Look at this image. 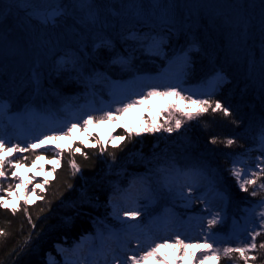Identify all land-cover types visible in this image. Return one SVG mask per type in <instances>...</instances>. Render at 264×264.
I'll list each match as a JSON object with an SVG mask.
<instances>
[{"label": "rangeland", "instance_id": "rangeland-1", "mask_svg": "<svg viewBox=\"0 0 264 264\" xmlns=\"http://www.w3.org/2000/svg\"><path fill=\"white\" fill-rule=\"evenodd\" d=\"M66 2L70 4V11L65 8ZM52 9H62L63 13L48 21L46 14ZM209 34L221 38L225 53L236 57L241 55L240 52L249 58L257 56L250 50L248 40L264 37V0H82L78 3L70 0H0V80L7 81L4 94L9 97L20 89L23 98L28 97L26 92L32 90L33 93L31 102L15 113L0 99L3 106L0 137L9 145L19 143L26 147L55 134V139H49L44 147L13 155V159H20L31 156V152L48 151L54 159L47 161L40 157L32 159L29 167L9 169L20 179L3 178L4 185L12 184L14 193L19 192L15 186L21 182L27 183L29 190L41 191V182L50 180V169L59 164L58 153L69 150L75 143L89 146L92 141H99L103 145L116 146L121 141L116 137L118 133L128 134L129 128L134 133H142L152 121L158 122L159 117L167 116L172 105L176 106L172 109L174 115L182 106L196 110V105L178 97L149 96L119 113L115 120H94L81 127L89 115L97 118L105 111L115 112L117 107L139 101L153 88L164 92L174 85L182 96H191L193 100L209 98L223 83H217L215 78L221 73L214 70L212 63L201 69L202 76L195 83L186 75L193 68L188 65L187 53L196 50L189 44H196L198 37L210 39ZM123 39L134 42L147 57L145 61H138L131 71H113L111 74L121 78L115 79L108 71L91 64V53L101 43ZM171 43L173 45L169 47ZM179 43L184 45L179 46ZM125 61L126 58L121 59V62ZM63 65L74 72L77 87L74 86V91L68 95H46L42 89L43 77ZM26 83L28 91L24 90ZM73 124L77 127L68 135L59 134L68 131ZM5 131L9 133L3 136ZM260 135L251 137V146L246 150L230 156L231 166L227 170L230 175L224 176L232 178L239 191L230 173L232 162L242 159L250 171L259 172L256 164L264 158ZM186 143L182 137L180 143L165 148L161 157L156 156L157 161H153L154 168L150 167L148 175L124 169L126 167L119 169L111 178L112 195L107 205L113 225L99 224L93 236L81 237L70 248L57 247L60 260L54 263L47 258L48 262L121 264L124 260L118 249L110 247L115 245L117 237H124L125 230L131 228L122 223L127 217L126 207L139 212L134 225L151 237L161 233L172 235L177 223L195 219L204 234H209L220 244L221 252L225 246H244L241 242L250 239L248 232L260 230L259 213L264 211V206L259 201L264 198V191L258 186L264 183V176L256 186H250L241 199L234 198L229 192L232 182L211 169L207 164L209 161L198 158L195 146ZM133 161L142 159L137 157ZM253 189L258 192L256 197L250 195ZM180 193L188 194L182 202H179ZM5 197L4 203L9 209L17 202L31 204L38 199L30 191L27 197L22 193H8ZM208 198L214 202L212 208L219 213L218 223L211 233L207 231L209 216L203 213L206 207L203 201ZM159 220L162 223L169 221L172 226L163 229L158 226ZM99 255L102 258L99 259ZM209 262L243 264L238 254H233L232 260L222 257L219 262Z\"/></svg>", "mask_w": 264, "mask_h": 264}, {"label": "trees", "instance_id": "trees-1", "mask_svg": "<svg viewBox=\"0 0 264 264\" xmlns=\"http://www.w3.org/2000/svg\"><path fill=\"white\" fill-rule=\"evenodd\" d=\"M70 1L78 3L82 0ZM65 5L70 11L69 2ZM208 36L210 39L198 37L196 44H189L196 50L187 53L188 65L193 68L186 75L195 83L202 76L201 69L212 63L214 70L220 72L224 80L207 99L221 102L228 107L231 115L225 116L223 112L213 113L209 110L188 120L180 116L178 109L191 110L187 106H182L176 109L171 123L174 125L175 118H181L183 123L179 129L171 133L161 130L137 135L132 132L130 140L128 134L118 133L116 137L125 139L116 146L92 141L89 146L75 143L69 150L60 151L59 164L56 168L50 169L52 177L45 180L47 184H44L45 181L41 182L43 189L36 191L38 194L36 201L31 204L20 202L15 214L13 209L0 205V233H6L0 235V264H49L47 258L58 263L60 258L56 251L57 247L70 248L81 237L93 236L95 227L99 224L111 227L113 220L107 206L112 195L111 178L122 167L132 172L150 174V167L154 168L153 161H157L156 156L161 157V152L165 148L180 143L182 137L187 141L186 145L195 146L198 158L209 161L207 164L211 169L232 182L229 191L231 196L242 198L244 192L236 188L232 178L224 175H230L227 172L231 166L230 156L246 150L251 146V137L264 132V37L248 40L250 50L257 55L249 58L247 54L243 56L242 52L239 57L229 52L225 53L221 38L217 39L213 34ZM172 45L173 43L169 47ZM183 45L179 43V46ZM169 47L167 50H170ZM216 48L220 50L215 51ZM140 51L130 40L123 39L120 42L111 40L109 44L101 43L96 47L91 53L90 61L95 67L99 66L101 70L108 71L115 79H121L111 73L113 71L118 73L120 69L123 72L131 71L138 61H145L147 53ZM124 58L126 61L121 62ZM74 79V72L65 69L64 65L57 71H48L42 79L43 92L46 95L71 94L76 86ZM6 83V80H0V99L8 104L12 113L18 112L31 102L33 94L31 89L30 92H26L28 97L22 98L23 90L20 89H16L14 95L8 97L6 93L4 94ZM27 87L29 85L26 83L24 90L28 91ZM78 89L79 87L75 88ZM168 119V115L161 116L158 123L164 124ZM214 138L218 141L215 144L211 142ZM226 139H233L235 143L226 147L223 143ZM101 148L106 150L102 153ZM31 153V156H24L27 160L22 159L23 156L18 158L21 160L18 166L29 167L34 159L40 157L47 161L54 159L48 151ZM137 157L142 161L134 162L133 159ZM73 161L80 169L75 175L71 167ZM134 165L136 167H132ZM11 171H8V178ZM4 183L0 177L2 188L7 189L8 185L5 186ZM7 195L8 192L0 191V196ZM25 208L28 210L27 213L24 211ZM256 242L257 245L264 242V234L258 236ZM248 255L257 257L255 261L250 260L249 264H264V249L257 247Z\"/></svg>", "mask_w": 264, "mask_h": 264}, {"label": "snow or ice", "instance_id": "snow-or-ice-1", "mask_svg": "<svg viewBox=\"0 0 264 264\" xmlns=\"http://www.w3.org/2000/svg\"><path fill=\"white\" fill-rule=\"evenodd\" d=\"M217 83L223 82V76L221 74H217L216 76ZM209 96L211 93L208 94ZM149 96H162V97H178L182 100H188L192 105H196V110L189 111L185 108L178 109L180 116L184 117L188 120L194 119L196 116L201 115L202 113L208 112L211 110L213 113L219 111L223 112L225 116L231 115L229 112L228 107L223 105L219 101H211L210 99H197L193 100L191 96H182L180 91H177L176 86H169L168 89L164 92H158L154 88L150 91H148L145 95L141 97L139 101L133 100L131 103L124 104L123 107H117L115 109V112L112 110L105 111L103 115L94 118L93 116L89 115L86 120H84L83 125H89L94 122V120L103 121V120H115L118 118V114L122 113L124 111H127V109L133 107L137 103H142L144 99H146ZM214 103V107H213ZM2 104H0V110H2ZM175 105H172L169 109L168 115L169 119L165 121L164 124H160L156 121H152L151 124L144 129H142L143 132H159L161 130L171 133L176 129H179L183 123V120L181 118H175L174 125L171 123V121L174 118V113L172 111L173 108H175ZM79 122H77L78 124ZM77 124H73L71 128L68 129V131L60 132L59 134L62 135H68L69 132H71L72 128H76ZM132 129L129 128L128 130V139H131L132 135ZM137 135L140 134V132L136 133ZM49 139H55V134L52 137L45 136L44 139L40 140L38 139L37 143H29L26 147H21L19 143H14L9 145L8 141L0 137V177L4 178L5 180L8 179V171L9 169H14L16 166H18L21 163V160L19 159H13V155L15 153H25L30 150L35 151L37 149H40L46 145V142ZM121 140L125 139V137H120ZM212 143H217L218 141L214 138ZM99 144L100 142L97 141ZM226 147L232 146L235 141L233 139H226L223 141ZM79 150V149H77ZM106 149L101 148V152L103 153ZM260 150L264 152V132L260 135ZM24 160H27V157H23ZM71 167L73 168V175H75L76 172H79L80 169L76 165V163L73 161ZM256 168L259 169V172L252 170L250 171L247 166H245L244 161L242 159H236L232 162V167L230 169V173L232 177L235 179L239 189L243 192H249L250 186H256L257 182L260 180L261 176H264V158H260L259 162L256 164ZM11 176L13 180H19L20 178L17 177L16 173L12 171ZM249 176L251 178H249ZM32 179H35L34 177ZM44 184H47V181L44 182ZM16 189L19 190V192L14 193L12 189V185H9L7 189L2 188V184H0V191H6L10 195H18L23 194L25 197L29 195V191L33 195H38L36 193V189H28V184L21 182L16 184ZM71 187V185L69 186ZM259 189L261 191H264V183L259 184ZM182 195V193H181ZM250 195L253 197H256L258 195L257 190L253 189L250 192ZM7 199L5 196H0V205L7 207V204L4 203V201ZM259 204L264 206V198H262L259 201ZM19 207V202H17L13 206V214H15L16 208ZM25 213H27V208L24 209ZM125 215L130 216L131 218H135L139 215V212L137 210H129L125 212ZM259 229L260 230H252L248 232V237L250 239H246L242 241L244 246L242 247H232V246H225L223 247V250H221L218 247H214V244L212 242H209L210 238H206L203 243H200L197 241L195 244L193 243H185L184 239L180 238V235L177 234L174 241H171L169 238L163 239L161 243H156L154 247L149 246L145 250H143V253L138 255L134 251L131 255H128L126 260L122 261L121 264H143L145 260H147L149 257H152L153 259L159 261V264H166V261L162 258V256L159 254L160 249L168 247V246H178L177 247V254L179 256H185L190 258V264H205L206 261H216L219 262L222 257L227 258L229 260L233 259V254H238V258L243 260V264H249V261H255L257 259L256 256L249 257L248 253L251 251H255L257 247L260 249H264V242H261L259 245H257V237L264 234V211H261L259 213ZM29 223H31V218H29ZM218 223V219L216 215H213L212 218L208 219L207 221V231L209 233L212 232L213 227ZM0 235H6V233H0ZM195 247L197 251H191V249ZM51 264V262H49ZM69 264H74V262H69ZM173 264H179L178 261H174Z\"/></svg>", "mask_w": 264, "mask_h": 264}, {"label": "bare ground", "instance_id": "bare-ground-1", "mask_svg": "<svg viewBox=\"0 0 264 264\" xmlns=\"http://www.w3.org/2000/svg\"><path fill=\"white\" fill-rule=\"evenodd\" d=\"M149 91V90H148ZM146 91L145 94L148 92ZM8 131H5L3 133V136L8 134ZM181 195V193H180ZM182 197L179 199V202H182L185 200L188 196L187 193H182ZM214 202L211 201L209 198L203 201V204H205V209L203 210V213L209 216V219L212 218L213 215L218 216L219 213L216 209L212 208V204ZM128 205V204H125ZM129 211L128 207L124 209V212ZM208 221V220H207ZM136 220L134 218H131L130 216L125 217L122 220V223L127 224L131 228H128L125 230V236L120 237L116 239V243L113 247L110 248H117L120 254V258L122 260H126L128 255H131L134 251L136 254L140 255L143 253V250L148 248L149 246L154 247L156 243H161L163 239L169 238L171 241L175 240V237L177 234L180 235L181 239L185 240V243H193L195 244L197 241L200 243H203V241L206 238H210L209 242H212L214 244V247H218L220 244L216 241V239H213L209 234H204V231L201 230L200 225L197 224L195 219H186L184 222L177 223V227L175 228V233L172 235H169L167 233H161L157 234L153 237L145 235L141 230H139V226L134 225ZM160 227L169 228L172 226V223L167 221L166 223H162V220L158 221ZM138 229V230H137ZM248 238V237H247ZM115 242V239H113V243ZM106 244V242H105ZM177 247L178 246H168L165 248L160 249V255L162 258L166 261V264H173L174 261H178L179 264H190V258L185 256H179L177 254ZM107 252H110L108 249ZM191 251H197L198 250L193 247ZM102 255H99V259L102 258ZM143 264H159V261L153 259L152 257H149L147 260L143 262ZM205 264H211V262L206 261Z\"/></svg>", "mask_w": 264, "mask_h": 264}, {"label": "water", "instance_id": "water-1", "mask_svg": "<svg viewBox=\"0 0 264 264\" xmlns=\"http://www.w3.org/2000/svg\"><path fill=\"white\" fill-rule=\"evenodd\" d=\"M63 13L62 9H59L58 11H55L54 9L52 10H49L46 14V17H47V20L48 21H51V19H56L58 18L59 16H61Z\"/></svg>", "mask_w": 264, "mask_h": 264}]
</instances>
